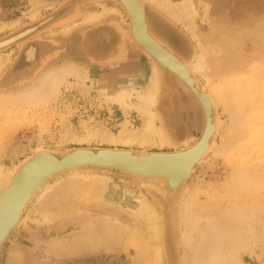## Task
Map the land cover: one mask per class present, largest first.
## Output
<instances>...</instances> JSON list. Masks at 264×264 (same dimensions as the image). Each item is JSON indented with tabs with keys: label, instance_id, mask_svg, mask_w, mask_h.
<instances>
[{
	"label": "rangeland",
	"instance_id": "1",
	"mask_svg": "<svg viewBox=\"0 0 264 264\" xmlns=\"http://www.w3.org/2000/svg\"><path fill=\"white\" fill-rule=\"evenodd\" d=\"M35 1L39 0H0L1 22L8 24L7 22L15 21L18 24L16 28L20 29L31 25L30 28L37 29H34L35 33L31 32L30 36H26L19 42L22 43L26 38L28 39L39 32L42 33L43 40L54 46L53 52L42 56L38 66L32 67L30 70L25 69L28 67V63L23 62L20 57L16 59L13 57L14 49L10 48L15 44H12L10 48L8 46L6 49L0 50V56L2 55L0 57L2 65L0 70V173H11L19 161L32 155L38 148L53 153H63L69 149L81 147L171 152L180 150V148L185 149L198 140L201 129L197 130L193 134V138L185 145L163 150L154 148L141 150L136 146L123 147L101 144L99 141L89 144L80 143L79 140L86 138L89 133L102 136L115 135L125 126L139 127L142 125L143 118L132 107L136 105L135 100L131 101L132 106L123 108L115 105L110 97L125 85L137 87L138 92H143L151 70L150 61L128 38L129 47L138 53L134 56L137 65L146 66L145 69L138 71V77L145 75L146 78L139 84L136 80L130 81L126 72L119 76V69L117 71L115 67L112 70L114 76L110 78L106 75L103 66L89 62L83 50L80 55L72 51V42L82 46L87 28L102 22L122 21L128 31L129 20L116 1L40 0L52 6L50 8L42 7L38 17L31 21L29 13L35 5ZM182 1L171 0L175 6H179ZM192 1L198 16L194 19L190 31L185 29L187 23L184 21L177 23L176 26L182 32L183 38L188 40L189 45L182 49V54L189 58L188 64L194 60L196 47L193 36L195 35L207 44L208 49L212 52L211 57H213L217 53L214 52L211 45L218 36V32L214 33L218 26H222L224 29L225 37L229 34H237L239 29L244 27L242 25L243 18L254 19L250 22V27L255 25L258 28L261 25L264 27V0H210L213 5H210L206 17L201 1ZM74 6H78L84 16H81L79 25L76 24L79 27L76 26L64 33L63 28L73 24H69V20L66 19ZM103 7L115 9L118 14H107L93 25L82 23L83 19L89 15L86 13L90 10H97V14H99ZM145 8L152 29L156 31L159 25L152 18V9L147 6ZM11 14H15V16ZM222 16L223 18H221ZM60 20L63 21L59 25L63 26L61 25L58 29L59 25L53 24ZM47 27L51 29L44 34ZM77 28L82 29L78 30ZM14 32L12 28L1 31L0 41L10 37ZM78 36L80 42L72 40ZM251 39H238L239 43L230 40L229 50L237 54L242 64L236 69V76H233V73L232 76H227H230L229 78L225 77L227 79L224 78L220 83L215 84V86H220L218 89L224 87L228 93L239 91L240 96L232 99L233 103L228 104L233 105L234 101H237L239 109L243 112L241 111L242 113L238 115L239 109L237 112L232 105L230 107L228 104H221L218 101V107L213 110V118L218 127L216 136L210 140L212 150L200 166L195 168L188 180L181 184L172 199L166 197L167 187L161 180H142V178L122 173L91 168L55 175L48 180L46 187L38 194L41 195L40 198H37V195L27 207L23 215L25 220L10 233L0 247V264H134L133 249L128 247L127 249L118 244V241L115 242L117 239H113L114 236H104L99 229L100 219L107 215L106 217L116 219L122 225L130 226L133 223L139 227L140 232L145 230L144 224L140 223V220L132 216L128 210H123L126 207L121 206V199L127 197L128 190L141 194L162 219L160 222L162 229L161 264H188L191 260L190 251L192 249L190 250L184 245L186 231L182 228L185 216L184 202L188 198H194L202 207L199 214H195L197 219L202 218L197 224L199 231L208 230L211 235H214L218 228L217 225L222 222L224 224L227 222L230 225L232 224L230 221L233 220L236 213H243V221L237 220L233 227L226 224L225 231L231 236L227 241V250L232 251L233 256L241 264H264V51L258 52ZM57 50L59 51L55 52ZM221 60L224 62L221 64L222 69L227 71L231 59L222 58ZM65 64L75 67L81 75L87 74L92 77L95 83L91 78L82 83L75 77H69L62 84L57 95L45 105L20 106L21 102L18 100L20 97H29L35 94L39 87L37 84L46 79L45 75L49 71L61 72ZM125 69L123 68V70ZM18 71L23 72L10 78L11 73ZM159 71L162 74L166 73L160 69ZM165 75L172 76L169 73ZM198 77L200 88L215 93L211 87L214 80L210 79L208 86L206 79ZM127 89L130 90V88ZM8 100L14 101L13 103L8 102L12 105L1 102ZM17 104L20 105L17 106ZM244 104H246L245 108ZM252 106L255 108L250 113ZM232 107L233 109H231ZM246 119H248V123L250 122L248 127L252 128L249 132L246 127L244 128ZM158 124L163 127L167 135V129L162 125L160 118H158ZM85 174L93 177L96 186L87 187L86 184L89 180L83 181L78 177V175ZM101 177H107V182L110 181L108 183L109 191L105 190L104 194L100 192L99 188L101 187L99 184ZM70 182L75 183L72 184L73 186H69ZM143 184L146 186H142ZM81 189H89L90 196L88 197ZM113 190L120 191V195L117 196L118 192L113 195ZM110 194L112 196L107 199ZM225 215H230V217ZM207 218L212 219L211 225L206 222ZM89 236L90 238H88ZM104 237H107L106 240ZM111 237L112 239H108ZM193 239L194 245L198 239L197 235ZM100 243L102 244L100 245Z\"/></svg>",
	"mask_w": 264,
	"mask_h": 264
},
{
	"label": "bare ground",
	"instance_id": "2",
	"mask_svg": "<svg viewBox=\"0 0 264 264\" xmlns=\"http://www.w3.org/2000/svg\"><path fill=\"white\" fill-rule=\"evenodd\" d=\"M137 1L143 6H144L143 2L151 4L152 6H154V8H157L161 12H163L165 14V17L168 16L167 18L169 20H172L176 23H179V22L182 23L183 21H184V23L186 22L187 27L185 26V24H184V26H185V29H188L189 31L192 27L194 19H196L198 16L192 0H183L179 6L173 5L171 0H137ZM200 1H201V4L204 6L203 13L206 17L208 14L209 7H210V5H213V3H210V0H205V1L200 0ZM117 3L119 4L118 6L123 10L126 17L129 20L128 36L130 37L133 44L136 47H138L149 58L151 70H150V74H149L148 78L146 79L145 88H144L143 92H138V89H136L137 87H132L131 85H130L131 86L130 87L129 85H125L123 87H120L119 90L116 91L113 95H111L110 98L112 99V101L115 105L123 107V108H127L129 106H132L131 101L135 100L136 105L132 106V107L143 118V122H142V125H140L139 127H127V126H125L115 135H108L107 134V135L102 136V135H98L95 133H89L86 136V138L81 139L79 141H80V143H85V144H89V143H92L94 141H99V142H101V144L120 145L123 147L136 146V147L140 148L141 150H144L147 147H153L157 150H163L166 148L168 149V147L171 146L170 140L166 136V134L164 132L165 130L160 128L159 125L157 126L156 115L153 112V107L156 104V98H157V94L159 92V86H160V71H159L160 67L150 56H148V54L144 51V49L141 46H139L137 44V42H135L133 40V38L130 34V19L126 13L125 8L122 6V4H120L119 2H117ZM51 6H52L51 4L42 2L40 0L35 1V5L33 6L31 12L29 13V15H30L29 19L31 21H33L35 18L38 17L39 11L42 7H47V8L49 7L50 8ZM216 9L218 10V8H216ZM114 13H117V11L115 9L103 7L102 12H100L99 14H89L87 17H85L83 19L82 23H84L85 25L86 24L93 25V24L97 23L98 21H100V19L103 16H105L107 14H114ZM221 18H223V16ZM253 20H254L253 18H248V17L243 18V20H242L243 24L242 25L244 27L239 29V32L237 34H235V35L229 34L226 37L224 34V29H222V26H218L214 31V33L218 32V36H217L216 40L213 41V43L211 45L214 52L216 51V53H217L216 55H213V57H211L212 52H211V50L208 49L207 44H205V42L203 40L201 41L197 35L193 36V38L195 39L197 51H196V54L194 55L193 62L191 64L186 65L183 62H181L176 56H174L171 52H169L166 48H164L156 40V38H154L149 33L148 24H147L146 16H145V23H146L147 33H148L149 37L155 43H157L158 46L162 50H164L166 53L170 54L172 57H174L180 63V65L183 68V72L185 73L182 76L183 77L187 76L188 80L191 83V88H189L186 84H184V82L182 80H179L176 76H173L183 86H185L188 89V91L193 95L196 102L198 103L200 110H201V113H202V119H203V123H204L202 133L204 132L206 127L208 129H210L209 131H210L211 136L214 133V130H216V133H217L218 124L215 123L213 116H212L211 121L208 120V118L206 117V112H208V110L210 111V113L212 112V115H213V110L216 109V107H218V101H219V103L221 102V104L222 103L223 104L233 103L232 99H236L237 96H240L239 91H237L236 93H232V92L228 93L224 87L218 89L220 86H218V85L215 86V84L220 83L222 81V79H224L228 75L232 76L234 73L233 76H236L235 75V74H237L236 69H238L239 66L242 64L241 59L237 56V54L229 50V47L231 45L230 44L231 41L232 42L236 41L239 43L238 39L248 40V39L252 38L251 39L252 43L255 44V47H257L258 52H261L260 50L264 51V27H263V25H261V27L258 28V26H256L255 24H254L255 26L250 27L249 24ZM219 23L220 22L218 21V24ZM222 23H223V21H222ZM76 24L77 23H73L72 26L63 28L64 29L63 32L66 33L71 28H75L76 26L78 27L79 24L78 25H76ZM17 25L18 24L15 21H12L8 24L1 25L0 26V32L5 30V29H11V28L14 29L17 27ZM26 34H27V31L23 32V33L21 32L20 34L13 35V36H10V37H7V38L1 40L0 43H4V42L6 43V41H14V40L26 35ZM238 36H240V38H238ZM141 43L144 46L148 45V50L152 51V49L150 48L151 47L150 44H148L146 41H141ZM26 53H27L28 61L33 62L35 60L34 56L36 54V49L30 48L27 50ZM23 57H26V55ZM222 58L231 59L229 65H228L227 71H224L222 69V66H221V64L223 62L221 60ZM165 62L168 63L167 61H165ZM30 68H28L26 70H29ZM1 69H2V65H1V60H0V70ZM61 70H62L61 72H56V71L50 72L49 71L46 74L47 76L45 75L46 79L44 81L41 80V78H40L41 81L39 82L40 84H37V85H39V87H37V91H35V94H33V95L31 94L32 96H29V97H20V99H18V100L21 102V105L17 104V106L20 105V106H25V107H38V106L45 105L48 101H50L51 99H53L57 95L60 87L66 81V79L69 77H75V78L79 79L82 83H84V81L86 79H89V78H91L92 82H94L92 77L87 76V74L81 75V73H79V71L76 70L75 67H73L71 65L65 64ZM22 72L18 71L15 73H11L10 78L13 77L15 74H19ZM263 75H264V73H263ZM198 76H201L204 79H206L208 86L210 84L209 80L210 79L214 80V84L212 86L211 85L210 86L213 88V91H215V93L217 95L215 93H213L212 91L207 90L205 88L200 89L199 85H198V79H197ZM229 77H227V78H229ZM213 78H215V79H213ZM227 78H225V79H227ZM127 88H130V90H128ZM240 89H241V86H240ZM1 102L5 103L6 105H12L8 102L13 103L14 101L8 100V101H4V102L1 101ZM234 102L235 103L233 105L232 104L231 105L238 112L237 109H239L240 107H238L237 104H239V103L237 101H234ZM15 103H16V101H15ZM228 105L231 107L230 104H228ZM245 105L246 104L243 105L244 108L246 107ZM233 107L231 109H233ZM244 108H243V110H245ZM253 108H255V107L252 106V108L250 109L251 110L250 113H252L254 111ZM241 111L242 110H240L237 114L239 115V113L243 112V111L242 112ZM237 114H236V116H238ZM240 116H241V114H240ZM238 119H239V117H238ZM248 119H250V118H248ZM248 119H246L247 120V122H245L246 126H244V128L245 127L247 128V132L251 131V129H252V128L248 127V125L250 123V122L248 123ZM254 131H256V130H254ZM231 146H233V145H231ZM123 149H125V148H123ZM211 150H212V147H211V143H210L209 151H211ZM178 151L179 150H177L176 152H178ZM201 151H202V149H201ZM41 152H48L49 153L50 151H48L46 149L38 148L32 153V155H30V156L26 157L25 159L19 161L18 164L15 165V167L11 173H8V174L0 173V187L3 184H5L7 182V180H9V178H11V176L14 175V173L23 164V162H25L26 160H28L30 157L34 156L35 154H38ZM145 153H146L145 151H142L139 154L144 155ZM78 155H82V153H80ZM69 172H71V171H69ZM72 172H74V171H72ZM78 177L80 179H82L83 181L89 180V182L86 184L87 187L88 186H96V183L93 182V177H91L90 175H88V174L78 175ZM50 178H47L43 182L41 181L39 183L38 189H36L35 192L29 196L25 205L21 209V212H20V215L18 216V221H17V224L15 225V228L21 222H23L25 220V219H23V215H24L27 207L32 202V200L43 190V188L46 187L45 185ZM101 178H102L101 182L99 183L101 187H99V188L101 189L100 192H102L104 194L105 190H106V192L109 191L108 183L110 181L107 182L108 181L107 177H101ZM252 178H254V177H252ZM35 179H36V177L33 180H35ZM143 179L153 180V179H149V178H142V180ZM73 183H75V182H73ZM73 183L70 182L69 186H73L72 185ZM140 185H141V183H140ZM142 186H146V184H143ZM180 187H181V184H180V186H178L177 190L174 193H176L180 189ZM125 189H127V188H125ZM81 190L84 193H86V195L88 197L90 196V190L89 189H87V190L81 189ZM118 190H120V189H118ZM118 190H113V192H114L113 195L116 194L115 192H118L117 196H119L120 191H118ZM71 193H73V192H71ZM126 193H127V197L121 199V206L126 207L123 210H125V209L128 210V212L131 213L132 216H134L136 219L140 220V223L144 224L145 230H143V232H140L139 227L133 223H131L130 226L122 225V223H120L116 219H111V217L110 218L106 217L107 215H105V217L103 216L100 219L99 223H101V224H99V229H101V231L99 229L98 230L101 232V234L103 233L104 236L105 235H107L108 237L114 236L113 239L114 238L117 239V240H115V242L118 241V244L123 245V247L132 248L134 251V259H133L134 264H161V262H162V256H161L162 251H161V242L160 241L162 238V232H161L162 229H161L160 222L162 219L158 215L156 210H154V208L145 200V198L142 197L141 194H139L138 192H132L129 190ZM121 194H123V193H121ZM100 195H102V194H100ZM40 196L41 195H38L37 198H40ZM111 196H112L111 194L108 195L107 199H110ZM121 197H124V196L121 195ZM123 203H126V204H123ZM184 205H185L184 206L185 207V209H184L185 216H184L183 227H182L183 229H185L184 231H186V236L184 238V243H185L184 245H186L190 250L192 249L190 251L191 252V255H190L191 260H189L190 262L188 264H241L233 256L232 251L227 250L228 249L227 241H229V239L231 237L230 235H228V232L225 231L227 222L225 224L222 222V224L217 225L218 228H216L214 235L213 234L211 235V233H208V230L199 231L197 224L202 218L199 217V219H197L195 214H197L199 211H201L202 207H200V205L196 202V200L194 198L193 199L188 198L184 202ZM246 212H248V211H246ZM230 214H232V213H230ZM242 214L240 212L236 213L235 216L233 217V220H231V221H230V219H227L228 221H230L232 223L230 225L229 224H227V225H229V227H233L236 225L237 220L243 221L242 219H244V217ZM225 216H227L228 218L230 217V215H225ZM225 216H224V218H225ZM241 216H242V218H241ZM1 219H2V217L0 218V220ZM211 220H212L211 218H207L206 222H209V224L211 225ZM2 224H4V222L0 221V225H2ZM3 228H4V226L2 228L0 227V232L3 230ZM97 228H98V226H97ZM235 228H237V227H235ZM230 232L232 233L231 230H230ZM195 235H197L198 239L196 240L197 242L194 241L195 243L193 245V240H194L193 238ZM96 236H97V234H96ZM88 238H90V236ZM106 238H105V240H106ZM108 239H112V237L108 238ZM96 242H97V239H96ZM102 243H100V245ZM209 246H211L210 247L211 249L209 248ZM115 247H116V245H115ZM96 248H98V247H96ZM208 253L210 255H207ZM203 256H206V257L203 258ZM205 258H206V260H205Z\"/></svg>",
	"mask_w": 264,
	"mask_h": 264
},
{
	"label": "water",
	"instance_id": "3",
	"mask_svg": "<svg viewBox=\"0 0 264 264\" xmlns=\"http://www.w3.org/2000/svg\"><path fill=\"white\" fill-rule=\"evenodd\" d=\"M115 1L122 4L126 10L133 40L159 65L160 69L162 68L161 70L176 76L191 88L188 77L182 76L185 73L180 63L149 37L145 23V5H141L137 0ZM16 40L0 43V50L7 48ZM141 41L150 44L152 51L148 50V45L144 46ZM206 117L211 121L212 112L208 110ZM209 130L206 127L197 142L178 152H146L141 155L139 153L142 151L132 149L81 147L69 149L63 153L50 151L35 154L23 162L17 169L18 172L16 171L17 173L15 172L0 187V218L2 217L0 221L4 222L0 225L1 228L4 226L0 232V247L14 230L21 209L29 196L38 189L39 183L57 174L91 168L137 178L161 180L166 184V197L169 198L180 184L188 180L195 168L210 152V140L216 136V130L212 136ZM80 153L82 155H78ZM35 177L36 179L33 180Z\"/></svg>",
	"mask_w": 264,
	"mask_h": 264
},
{
	"label": "flooded vegetation",
	"instance_id": "4",
	"mask_svg": "<svg viewBox=\"0 0 264 264\" xmlns=\"http://www.w3.org/2000/svg\"><path fill=\"white\" fill-rule=\"evenodd\" d=\"M86 14H97V10H90ZM11 15L15 16V14H11ZM81 16H84V13L81 12L78 6H74L72 11L67 16L66 20H69V24H72V23L78 24V22H80V20L82 19ZM145 16H146V21L148 24L149 33L154 38H156V40L164 48H166L169 52H171L174 56H176L181 62L188 65L189 58L182 54V49H185L186 46L189 44H188L187 39L183 38V35L179 33L180 31L172 27L169 23L161 22L160 20L156 18H154V20L156 21V24L159 25V28L156 29V31H154L147 17L148 12L146 8H145ZM61 21L63 20H60L54 23L53 25H57V24L59 25ZM1 24H5V23L0 21V25ZM61 25L58 26V29L60 28ZM124 25L125 24L122 21L119 22L116 20L115 21L108 20L96 26L87 28L86 30L87 33L85 32L83 36V40H84L83 45L82 46L81 44L76 45L75 42H72L71 49L77 55H80V52L83 50V53H85V56H87V58L89 59V62L95 65L102 66V63H104L110 51L116 49L119 43L125 45V42L127 41L126 37L130 39V37L128 36V31H126V28L124 27ZM66 26L68 25L66 24ZM30 27L31 25H28L27 27L20 28V29L14 28L15 32L12 35H10V36H13V35L20 34L21 32L23 33L27 31V34L17 39L14 42L15 45H13L10 48V49H14L13 57L15 59L17 57H20V59H22L23 62L25 63L29 62L28 63L29 66L25 69H28L31 66L32 67L38 66L41 60V57L46 55L48 52H51L54 50V46H52L50 42L43 40V37H42L43 35L42 33L40 34L39 32L29 37L28 39L26 38V40L22 41V43L19 42L20 40H22L23 38L31 34V32H34L35 28H30ZM49 29L51 28L47 27L44 34ZM77 29L80 30L82 28H77ZM33 37L39 40H36ZM72 40H76L80 42V37L78 36L76 38H73ZM30 48L36 49V54L34 56L35 60L33 62L28 61V57L26 53L27 50ZM58 51L59 50L55 52H58ZM135 54L138 55V53L136 52ZM22 55L23 56L26 55L27 58L23 57ZM130 58H132V52L129 53V56H127V58L124 60L125 64H127L128 61H131ZM165 74L166 73L162 74L160 72V81H161L160 92L161 93H160L159 101L157 103L156 111L160 116L162 125L164 126L165 129H167L166 132H167L168 138L172 140H176V141H181L182 139L184 140L188 136V133H189L191 135L190 138L192 139L193 134H195L197 130L201 129V133L203 130L204 123L202 119L201 110L196 100L194 99L193 95L188 92V89L185 86H183L176 78H173V76H166ZM180 111L183 112V115L186 117L187 122L189 124L182 125L181 123H179V119L181 117ZM173 196L174 194L171 195L168 199H172Z\"/></svg>",
	"mask_w": 264,
	"mask_h": 264
},
{
	"label": "crops",
	"instance_id": "5",
	"mask_svg": "<svg viewBox=\"0 0 264 264\" xmlns=\"http://www.w3.org/2000/svg\"><path fill=\"white\" fill-rule=\"evenodd\" d=\"M145 6H147L149 9H152V13L151 15H153L152 18H156L158 20H160L161 22H164V23H169L172 27H174L175 29L176 26L178 25L176 22L172 21V20H169L167 18H165V14L163 12H161L159 9L157 8H154V6H150L151 4H147L146 2H143ZM178 30V29H177ZM179 31V30H178ZM182 34V32H179ZM127 41L125 42V45L119 43L118 46L116 47V49L112 50L109 52V54L107 55L104 63H102V66L105 68V72H106V75L110 76V78H113L114 75H112V70L113 68H117V71L119 69V76L121 74H123L124 72H126L127 74V77L130 81H134L136 80L137 82H139V84L141 83V80L144 82V80L146 79L145 78V75H142L140 77H138V71L139 69H145V65L142 66V65H137V62L135 61L136 57H134L136 54H135V51L132 52V49L129 47L128 45V37H126ZM187 39V38H185ZM188 41V40H187ZM195 43V41H194ZM195 47H196V43H195ZM196 51H197V47H196ZM196 51H195V54H196ZM132 52V58H130L131 61H128L127 64H125V59L127 58V56H129V53ZM194 54V55H195ZM191 64V63H190ZM123 68H126L125 70H123ZM137 69V71H136ZM115 71V70H114ZM130 72L131 74H128ZM122 76V75H121ZM139 78V79H137ZM160 86H161V81H160ZM160 86H159V92L157 94V98H156V106H157V103L159 101V98H160ZM189 92V91H188ZM190 93V92H189ZM195 99V98H194ZM198 104V103H197ZM199 106V105H198ZM200 108V107H199ZM156 111V107L154 106L153 107V112L155 113ZM180 114H181V117L179 119V123H181L182 125H186V124H189L187 122V119L186 117L183 115V112L180 111ZM156 115V123H157V126L159 125L158 124V118H160L159 114L155 113ZM160 127V126H159ZM163 129V127H160ZM191 133V132H190ZM166 134V133H165ZM167 136V135H166ZM191 135L188 133V136L183 140L181 141H176V140H172L170 138H168L170 140V143H171V148L172 147H175V148H178V147H181L182 145H185L186 143H188V141L191 139L190 138ZM147 148H153V147H147ZM169 148V147H168ZM155 149V148H154ZM157 150V149H156ZM181 150V148H180Z\"/></svg>",
	"mask_w": 264,
	"mask_h": 264
}]
</instances>
